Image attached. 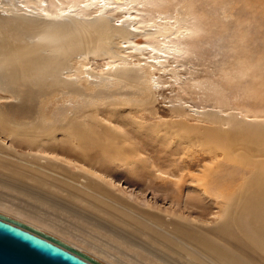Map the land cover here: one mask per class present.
<instances>
[{
  "label": "bare ground",
  "instance_id": "6f19581e",
  "mask_svg": "<svg viewBox=\"0 0 264 264\" xmlns=\"http://www.w3.org/2000/svg\"><path fill=\"white\" fill-rule=\"evenodd\" d=\"M42 2L47 3L43 9L46 17L54 20V16H62L60 0ZM142 3L149 6L147 1ZM16 8L11 9L12 15H0V91L22 99L23 105L0 108V137L13 144L27 142L32 149L48 152V158L37 162L8 159L0 151V172L13 181L12 185L39 201L69 207L80 217L84 214L100 223L104 220L140 243L144 239L149 249L173 264H184L181 259H185V264H264V117L205 114L202 117L213 127L172 124L180 136L178 140L165 136L171 132V124H155L141 126L135 134L143 139L142 144L133 143L129 136L127 144L120 143L116 131L107 127L99 132L93 129L92 125H98L94 116L98 105L84 103L74 108L75 116L65 117L62 98L71 83L63 81L61 71L69 58L80 53L110 55L112 40L127 39L133 31L125 26L112 27L105 17L82 24L77 20L49 21L41 14L36 19L18 17L13 12ZM159 32L162 31L151 35ZM121 69L116 72L119 78L133 85L141 83L138 72ZM116 113L109 115L112 120H126ZM157 135H161L160 139ZM50 153L69 158L68 162L52 159ZM144 153L145 158L139 160L138 156ZM195 154L198 158L190 159ZM204 158L208 161L197 174L193 173L194 165ZM117 165L128 168L132 174L145 172L151 182L159 179L157 172L176 176L171 185L175 191L173 198H179L182 188L188 186L187 181L194 183V187L188 186L193 193L188 198H195L194 203L201 207L208 204L207 199L201 198L212 199L211 207L218 210L217 221L207 225L204 218V223H197V217V222L186 218L171 220L170 233L161 232V218L144 212L142 219L140 212V216L133 214L112 193H105L104 185L81 174L83 167H97L108 174L117 170L110 166ZM71 168L76 169L75 174ZM37 219L40 224L27 217L36 227L59 233L58 228L47 226L46 220Z\"/></svg>",
  "mask_w": 264,
  "mask_h": 264
},
{
  "label": "rangeland",
  "instance_id": "374dc122",
  "mask_svg": "<svg viewBox=\"0 0 264 264\" xmlns=\"http://www.w3.org/2000/svg\"><path fill=\"white\" fill-rule=\"evenodd\" d=\"M42 1L0 0V15H12L11 9L15 6L17 8L13 12L18 17H46L43 9L47 3ZM101 1L105 0H60L59 13L62 16H54L57 21L74 23L77 20L80 24L105 17L112 27L125 26L133 31L127 39L117 37L112 40L110 55L80 53L69 58L61 71L63 81L71 83L62 98L65 117L75 116L74 108L84 103L98 105L94 114L98 125H92L93 129L99 132L107 127L116 131L118 142L127 144L126 137L129 136L137 145L143 143V139L135 135L141 126L171 124L164 134L171 131L165 136L169 140H178L180 136L172 124H185L191 128L213 127L212 122L203 118L205 114L225 117L240 113L264 117V0ZM145 1L149 6L143 5ZM46 18L54 21L51 16ZM159 30L162 32L151 35ZM123 67L138 72L141 83L133 85L127 79L119 78L116 72L121 68L126 71ZM151 79L153 81L149 83ZM81 96L84 99H80ZM20 100L0 91V108L22 106ZM111 113L126 120H112ZM159 137L161 135H157ZM0 138L3 144H0L1 154L8 159L37 162L48 158V152L32 149L33 146L27 142L13 144ZM50 154L52 159L68 162L69 158ZM145 154L137 155L138 159L145 158ZM196 156L192 155L190 159H197ZM207 161L204 158L191 171L197 174ZM113 167L117 170L108 174L97 167H83L81 174L104 185L105 193H112L124 208L133 210L135 215L140 214L142 219L144 212L161 218V232L170 233L171 220L197 222L199 218L197 223L205 222L207 225L217 221L218 210L211 207L212 199L201 198L203 195H200L204 201L208 200V204L201 207L194 203V197V200L188 198V195H193L188 186L194 187V183L187 181L188 186L182 188L179 198H173L175 191L171 185L176 176L157 172L159 179L151 182L145 172L132 174L126 167L110 166ZM71 169L75 174L76 169ZM12 184L13 181L0 172V214L6 217L50 235L101 264H173L149 249L144 239L140 243L92 216L81 215L83 221L71 208L34 199L33 195L18 190ZM27 217L37 224H40L37 218H42L48 222L47 226L60 231L56 233L51 228L47 231L36 227L27 221ZM186 245L194 249L190 244ZM181 260L185 264V259Z\"/></svg>",
  "mask_w": 264,
  "mask_h": 264
},
{
  "label": "water",
  "instance_id": "95a60500",
  "mask_svg": "<svg viewBox=\"0 0 264 264\" xmlns=\"http://www.w3.org/2000/svg\"><path fill=\"white\" fill-rule=\"evenodd\" d=\"M0 264H101L29 225L0 214Z\"/></svg>",
  "mask_w": 264,
  "mask_h": 264
}]
</instances>
